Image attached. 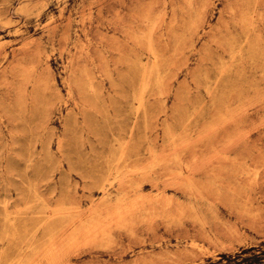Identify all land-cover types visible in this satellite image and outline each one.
<instances>
[{
	"label": "rangeland",
	"instance_id": "374dc122",
	"mask_svg": "<svg viewBox=\"0 0 264 264\" xmlns=\"http://www.w3.org/2000/svg\"><path fill=\"white\" fill-rule=\"evenodd\" d=\"M63 263L264 264V0H0V264Z\"/></svg>",
	"mask_w": 264,
	"mask_h": 264
},
{
	"label": "bare ground",
	"instance_id": "6f19581e",
	"mask_svg": "<svg viewBox=\"0 0 264 264\" xmlns=\"http://www.w3.org/2000/svg\"><path fill=\"white\" fill-rule=\"evenodd\" d=\"M17 30V29H16ZM151 50V49H150ZM52 52V51H51ZM232 54V53H231ZM155 61V60H154ZM142 74V73H141ZM143 77V76H142ZM143 79V78H142ZM145 89V88H144ZM140 90V89H139ZM142 91V90H141ZM209 95V94H208ZM141 194V193H140ZM139 194V195H140ZM120 195V194H119ZM105 196V195H104ZM157 196V195H156ZM144 197V196H143ZM120 198V197H119ZM124 198V197H123ZM122 198V199H123ZM137 199V198H136ZM139 199V198H138ZM133 200V199H132ZM136 202V201H135ZM143 202L141 201V204H142ZM130 205V204H129ZM134 205V204H133ZM121 207V206H120ZM125 208V207H124ZM133 208V207H132ZM135 208V207H134ZM113 211V210H112ZM132 212V211H131ZM111 213V212H110ZM116 213V212H115ZM109 214V213H108ZM108 214L106 215V216H108ZM118 214V213H117ZM120 214V213H119ZM115 218V217H114ZM98 219V218H97ZM112 220V219H111ZM105 224V223H104ZM102 225V224H101ZM106 225V224H105ZM109 225V224H108ZM99 226V225H98ZM109 226H111V225H109ZM108 228V227H107ZM94 229V228H93ZM99 229H101V228H99ZM109 229V228H108ZM95 231V230H94ZM93 231V232H94ZM95 233V232H94ZM100 233V232H99ZM106 233V232H105ZM88 234H89V232H88ZM96 235V234H95ZM64 236V235H63ZM86 236V235H85ZM92 239V238H91ZM64 264V263H63Z\"/></svg>",
	"mask_w": 264,
	"mask_h": 264
}]
</instances>
